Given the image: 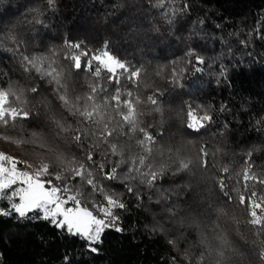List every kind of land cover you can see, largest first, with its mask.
I'll return each instance as SVG.
<instances>
[{"label": "clouds", "instance_id": "clouds-1", "mask_svg": "<svg viewBox=\"0 0 264 264\" xmlns=\"http://www.w3.org/2000/svg\"><path fill=\"white\" fill-rule=\"evenodd\" d=\"M148 2L113 0L111 10L96 20L101 46L131 70L120 74L114 88L110 77L94 79L57 57L61 90L45 76L37 80L19 62L7 84L22 91L39 125L34 128L57 145L56 150L34 146L32 151L51 159L41 156L32 163L55 166L62 179L82 167L81 188L89 180L103 183L104 170L111 168L112 182L123 184L127 194L134 191L135 207L148 217L145 234L162 240L171 264H264V217H253L239 198L245 180L258 179L264 187V126L257 129L259 139L237 149L227 126L213 132L209 119L192 127L188 100L161 99L169 88L183 87L181 75L171 70L180 61L160 55L164 40L175 34L174 18H165L171 27L164 28ZM44 3L41 15L59 13V0ZM66 41L67 33L59 51ZM197 106L212 117L211 105ZM105 191L111 192L110 186Z\"/></svg>", "mask_w": 264, "mask_h": 264}, {"label": "trees", "instance_id": "trees-1", "mask_svg": "<svg viewBox=\"0 0 264 264\" xmlns=\"http://www.w3.org/2000/svg\"><path fill=\"white\" fill-rule=\"evenodd\" d=\"M187 2L189 7L184 12H177L184 0H149L145 5L164 28L171 27L164 24V19L174 18L175 34L164 40L160 55L166 61H180L172 65V71L187 69L181 75L183 87L169 88L161 99L171 104L186 99L194 106L211 105L213 119L208 128L216 132L227 126L232 144L237 149L246 147L259 139L257 129L264 126V121L256 125L264 117V0ZM112 3L113 0H59V13L47 11L37 16L36 10L44 12V0H0V70L7 74L0 84L15 77L18 53L46 56L51 49L59 51L65 33L68 40H83L90 48H100L103 37L96 20L111 10ZM40 19L45 24L38 23ZM16 40L24 42L14 50ZM191 49L205 60L202 72H193L187 63ZM149 55L156 56V52L150 51ZM222 68L227 69L226 77L220 75ZM32 74L39 80L38 73ZM38 126L34 119L25 121L22 134L44 135L34 128ZM34 146L38 148L19 144L15 138L5 140L0 134V151L27 160L33 169L36 165L32 160L39 158L34 155L39 152L32 151ZM103 183L123 194L128 207L117 210L124 231L106 229L98 252H90L84 240L49 222L17 219L13 214L0 217V264H162L166 247L160 238L149 239L145 234L143 226L148 217L135 207V198L124 191L123 184ZM91 199L101 201L99 195ZM87 204L91 207V202ZM0 206L7 207L8 202L0 200Z\"/></svg>", "mask_w": 264, "mask_h": 264}, {"label": "snow or ice", "instance_id": "snow-or-ice-1", "mask_svg": "<svg viewBox=\"0 0 264 264\" xmlns=\"http://www.w3.org/2000/svg\"><path fill=\"white\" fill-rule=\"evenodd\" d=\"M188 7L187 0H184L183 6L177 9V12L187 11ZM36 11L39 16L41 13L39 10ZM11 38L14 39V37ZM19 44V40H16L13 49H17ZM18 55L19 60L27 65L31 73L45 76L61 90H63V77L57 67V57L78 72H87L94 79L102 76L105 79L110 77L113 88L121 73L131 71L112 54L107 45L90 48L86 41L68 40L64 42L63 52L51 49L46 56L22 53ZM187 55L191 58L187 63L192 66V71L202 72L204 58L195 49L189 50ZM185 71H187L186 68L180 69L179 73L173 70V73L179 76ZM226 74L227 69L222 68L220 75L226 77ZM6 75L0 70V80H4ZM132 75L137 73L132 72ZM9 80L10 78L7 81ZM7 81L0 84V134H3L5 140L15 138L19 144H34L56 150L57 145L51 143L42 134L28 133L26 136L22 134V123L30 122L35 117L24 101L22 91L7 84ZM39 91L40 89L37 88L34 95ZM209 119L213 117L206 116L203 107L191 105L189 108V120L192 127H198ZM34 155L43 156L44 161L51 159L43 152L34 153ZM95 158L93 156V159ZM111 171V168L104 170V181L112 182ZM83 175L82 167H74L62 179L57 174L56 167L50 166L47 162L38 164L33 169V165L27 160H20L0 151V200L8 202L7 207L0 206V217H11L15 214L17 219L49 222L56 229L84 240L90 252H98L102 233L106 229H113L116 232L124 231L120 227L122 217L117 210H127L128 200L124 196L121 198V194L114 191L106 193L104 183H96L94 180L87 181L81 188V184L84 183ZM129 194L134 197V191ZM94 195H99L101 201L92 200ZM239 198L249 207L253 217L258 220L264 217V187L259 186L258 179H253L251 182L245 180ZM85 200H91V207L83 202ZM2 259L3 254L0 253V260ZM64 259L69 261L67 256ZM162 264H171V259L165 258Z\"/></svg>", "mask_w": 264, "mask_h": 264}]
</instances>
